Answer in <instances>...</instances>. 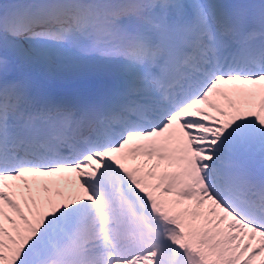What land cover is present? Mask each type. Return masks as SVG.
Wrapping results in <instances>:
<instances>
[{
    "label": "snow or ice",
    "instance_id": "snow-or-ice-1",
    "mask_svg": "<svg viewBox=\"0 0 264 264\" xmlns=\"http://www.w3.org/2000/svg\"><path fill=\"white\" fill-rule=\"evenodd\" d=\"M0 264H264V0L0 2Z\"/></svg>",
    "mask_w": 264,
    "mask_h": 264
},
{
    "label": "trees",
    "instance_id": "trees-1",
    "mask_svg": "<svg viewBox=\"0 0 264 264\" xmlns=\"http://www.w3.org/2000/svg\"><path fill=\"white\" fill-rule=\"evenodd\" d=\"M0 2H7V0H0Z\"/></svg>",
    "mask_w": 264,
    "mask_h": 264
}]
</instances>
